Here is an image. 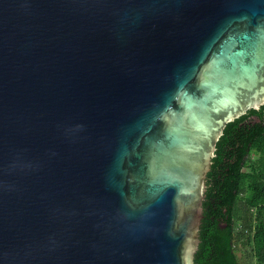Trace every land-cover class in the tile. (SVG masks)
Listing matches in <instances>:
<instances>
[{"label": "water", "instance_id": "obj_1", "mask_svg": "<svg viewBox=\"0 0 264 264\" xmlns=\"http://www.w3.org/2000/svg\"><path fill=\"white\" fill-rule=\"evenodd\" d=\"M264 117V0H0V264H195Z\"/></svg>", "mask_w": 264, "mask_h": 264}, {"label": "trees", "instance_id": "obj_2", "mask_svg": "<svg viewBox=\"0 0 264 264\" xmlns=\"http://www.w3.org/2000/svg\"><path fill=\"white\" fill-rule=\"evenodd\" d=\"M212 202L223 226L203 227L195 264H240L238 248H248L255 264H264V117L251 138L235 145L222 183L213 188Z\"/></svg>", "mask_w": 264, "mask_h": 264}, {"label": "rangeland", "instance_id": "obj_3", "mask_svg": "<svg viewBox=\"0 0 264 264\" xmlns=\"http://www.w3.org/2000/svg\"><path fill=\"white\" fill-rule=\"evenodd\" d=\"M236 256L240 264H255L254 258L249 254L248 248H238L236 250Z\"/></svg>", "mask_w": 264, "mask_h": 264}]
</instances>
